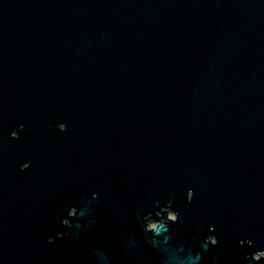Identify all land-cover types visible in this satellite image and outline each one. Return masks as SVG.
I'll return each mask as SVG.
<instances>
[{
    "label": "water",
    "instance_id": "95a60500",
    "mask_svg": "<svg viewBox=\"0 0 264 264\" xmlns=\"http://www.w3.org/2000/svg\"><path fill=\"white\" fill-rule=\"evenodd\" d=\"M0 264H264V0H0Z\"/></svg>",
    "mask_w": 264,
    "mask_h": 264
},
{
    "label": "flooded vegetation",
    "instance_id": "af4514ba",
    "mask_svg": "<svg viewBox=\"0 0 264 264\" xmlns=\"http://www.w3.org/2000/svg\"><path fill=\"white\" fill-rule=\"evenodd\" d=\"M169 219H174V216L172 214H169ZM151 228H155L156 226L154 225L153 222L150 223Z\"/></svg>",
    "mask_w": 264,
    "mask_h": 264
},
{
    "label": "rangeland",
    "instance_id": "374dc122",
    "mask_svg": "<svg viewBox=\"0 0 264 264\" xmlns=\"http://www.w3.org/2000/svg\"><path fill=\"white\" fill-rule=\"evenodd\" d=\"M155 225V224H154ZM156 226V225H155Z\"/></svg>",
    "mask_w": 264,
    "mask_h": 264
}]
</instances>
